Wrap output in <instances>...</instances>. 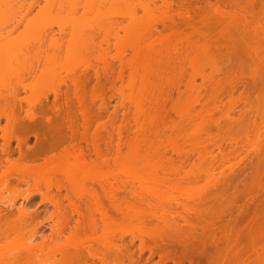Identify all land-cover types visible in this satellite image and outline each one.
<instances>
[{
    "label": "rangeland",
    "instance_id": "rangeland-1",
    "mask_svg": "<svg viewBox=\"0 0 264 264\" xmlns=\"http://www.w3.org/2000/svg\"><path fill=\"white\" fill-rule=\"evenodd\" d=\"M161 1L162 0H0L1 112L3 109L2 100H6V102L9 100V102H11V100L13 101L14 99L16 102V100L21 99L23 110L27 111L32 108V112L37 115H39V109L44 106L51 109L52 105L53 108V104H56L54 102L57 100V105H60V108L58 107L60 109L59 114L64 116L67 115L74 123L71 130L74 131L76 139L72 143L79 142L80 145L84 147L85 142L80 141L79 139L82 133L86 134V137L90 142V138L95 132H99L100 134V146L102 149H105V146L108 143V133H113L114 142L112 141V145H115L119 141H121L122 144L129 141L133 136V131H129V129L133 127L134 108L123 101V95L127 96L128 94L130 97L133 94L137 95V87L140 84L142 85L144 80V71L142 68L144 56L142 53H139V56L134 61L135 72H132L129 68L131 60L135 58L134 50L140 49L141 51H144V44L148 42L147 40L153 42L152 47L156 56L160 53H165L167 50L171 51V53H176L175 50L183 51L185 49V43L182 40L183 36L171 37L169 31L165 28L168 25V20L171 18L172 12L165 11V9L161 7ZM211 3H214V0H211ZM242 14L244 15V20H239L240 23L238 27L240 29H246L249 34L253 33V36L251 35V37H253L254 43L257 42L256 46L259 49L258 51L264 52V0H258L251 9H248L245 14ZM174 20L177 22L175 17ZM150 27L153 28L151 29ZM149 31L151 32V35H148ZM189 32L190 30H186L184 34ZM46 34L48 36H45ZM48 37H53V39L50 40ZM40 38L45 39L41 40L43 42L39 43L38 40H40ZM103 39L106 41L101 44L100 41H103ZM93 44L94 46L95 44H99L101 48L96 47V49L95 47H91ZM195 47L196 48H192V51L189 49L188 53H190L185 55L186 58L188 56L187 60L183 57V59L186 60V62L184 60L182 61L185 62L182 63L183 66H181V62L177 65L180 58L182 60V57L178 56L179 60L176 58V65L179 68L183 67L185 70V74L181 80L182 82L180 81L179 84H182L179 87V90L183 94H181L182 96L179 101H175L177 100V94L174 90L175 86H172L174 84L173 82H175L174 79L172 80L173 82H171V76L173 74L171 76L165 74L161 76V78H158L159 83L161 80V86L158 85L155 93L158 100L157 103H160L161 100L170 95V99L167 97L168 100L166 101L165 109L168 112V116L171 117V121L175 120L177 122L176 119L180 121L178 116L181 114L179 112H184V108H187L188 111L186 112L185 110L187 115L185 112L182 114L186 115L184 118L191 117V115L193 116L195 112L199 111V105H192L190 99L189 102L193 108L187 107V104L190 105V103H187L188 101L186 97H189L193 93V91H189L190 89L188 90V87L186 86L188 79L195 75V78L192 79L194 80L193 88H196L201 83L200 75L206 77L208 75L209 77H207V79L210 78V75H212L214 70V64L219 63L220 70L223 68L222 63L215 61L212 54L209 52H207L208 56L204 54L206 49L201 47L200 44ZM91 54L93 55L91 56ZM99 55L102 57L104 56L105 62L108 66V75L111 77L108 78L109 83L107 84V91L104 93L103 102L98 99L95 101L88 100V116L91 121L86 128V131H84L83 119L80 113L81 108L78 107L76 100L72 96V86L70 85V81L67 80L69 79L67 76L71 77L72 74L75 73L77 75L85 74L87 71L85 67L88 65L87 73L93 78V72L96 69L95 65L101 67V63L103 62L102 64L106 67L105 62L103 61L104 59H102L101 63H99L100 61L97 62L96 59ZM214 61L216 63H214ZM90 63L94 66L91 67ZM160 64L161 62L156 63L158 69L161 68ZM89 66L91 68L90 70ZM84 69H86V71ZM244 71V73L248 72L247 69H244ZM92 80L95 82L94 78ZM202 82V85L204 82L207 83L206 80H202ZM207 85L208 84H205L206 88L208 87ZM183 86L187 87V91ZM238 88V92L235 91L232 98H236L239 90H242ZM52 89H54L53 92L51 91ZM55 92L56 95H54ZM199 92L204 91L200 90ZM194 93L191 97L194 96ZM140 94L142 95L143 92H140ZM57 95L58 98L54 99ZM224 98L223 101L226 107L227 100ZM23 100L25 101L23 102ZM26 101L33 105L29 104V108L26 105ZM64 102L67 103V106H64ZM242 105H237L239 108L236 106V110L240 109L239 111H241L242 108L244 116V107H241ZM172 106H174V111L170 112ZM223 109L224 108H222V110ZM175 111L179 114L178 116L176 115V117L173 115ZM169 112L171 116L169 115ZM242 112L240 119H243ZM234 113L235 112L233 111V113L230 114H232L233 117L235 116L239 118V116L236 113L234 115ZM22 114L23 113H21V115ZM221 116L222 114L219 116V113H214L212 116L204 114L193 116L191 121L186 124V127L183 128L182 126V128L180 127L177 129L178 131H173L172 133L163 131L160 126L161 124L157 122L158 129L155 130L156 132H152L151 139L157 147V157L159 160L157 162L156 160L153 161L152 165L148 166V171L151 173L152 178L155 177V179H160L162 178L163 169L166 170L168 167L177 169L176 172L172 171L174 173L169 175L166 174L167 178L169 176V179L171 180V182L169 180L167 183L171 186L165 184L157 186V190L159 191V199L157 198L158 201L161 203L167 197L169 198L171 196H177L179 198L181 195H178L179 189H181L180 192L184 190L185 192L192 194L203 191L205 194L198 203L201 208L205 209L206 214L204 213V215L200 217L191 215L186 216L183 214L184 218H186L190 224L194 225L193 227L186 225L181 218H178L177 224L173 225L175 227L174 231L172 230L173 232H171L170 229H165L167 233L174 234L173 237L168 238L163 236L165 237L162 238L163 242H160L161 240H159V238L158 240L154 239L155 242H152L155 243V245H167L165 246L166 248L168 247L167 253L165 249L162 250L164 245H161L163 248L160 249L165 251V254L161 251L160 253L154 251L155 253L153 252L154 254L150 255L151 253L146 251L147 249L141 252L139 248L140 243L138 239L135 238L136 231H134V225L137 221H131V224L128 222L132 228L130 229L127 227V230L129 229L128 234L126 233L123 236L118 234V238L121 239H118V241H120L119 243L122 241L126 246L129 256H132H130L133 260L132 264H134V261L136 264H190L191 260H194L196 257H198L200 261L203 259L201 263L199 262L200 264H229L237 258H239V261L240 258H243L242 262L247 260V264H260V262L258 263V259L261 258L263 262L264 250L261 251L258 248L255 252V250L251 251L252 249L248 250V247L246 249L243 248V250H247V255L245 257L244 254L246 253H244L238 245L240 244V247H244L243 245L248 243L244 240V237L247 236L248 231H251L249 230L250 227L252 228L253 226L259 225H255L258 219L261 221V225L264 226V210L261 211V208L264 206V191H259V188L256 187V183H252L251 181H253V179L250 178L253 177V170L260 156V152L264 150H262L260 144L255 143L258 141V135H260L259 138L262 136V139H264V128H261V123H264V115L262 118H260L261 116L259 117L261 120L258 117H254L258 118L257 120L255 119L257 121L255 123L258 127L254 125L257 129L255 128L254 130L253 128L254 131L251 130L253 132L250 131V133L248 130L251 129V121L254 119L252 118L251 121H248L250 120L249 118L251 115L250 117L249 115L248 117L246 115L247 119L244 116L246 123L248 124V122H250L248 124L249 128L248 126L246 128H248L247 134L249 139L251 142H254L251 146H248L244 139L243 131L246 129L244 126L247 125L245 120L243 119V122L237 118L238 120L236 123L239 121V124H237L238 129H234L235 127L233 125L234 128L232 127V130L230 129L228 131V129L226 130L228 120L221 118ZM230 117L232 118V116ZM5 122L6 121L3 118H0V137L2 135L1 131L3 127L6 126H3L6 124ZM216 125L222 126L221 129L225 127V129L223 128L225 132L223 129H219L220 131L217 132ZM67 126L68 125L65 123L63 125L61 124V126L59 125L57 128L64 131L65 136L70 138L71 133ZM118 130L121 132L120 139L116 135ZM235 130H242V133L237 134ZM209 135L212 136V141L217 139L221 140L220 148L212 145V141H209L208 139ZM169 137L177 145L176 148L178 151H175L172 145L168 144L167 140ZM173 138H176L177 140L175 139L174 141ZM43 139L42 136H39L38 140L41 142ZM233 139L234 141L238 139L239 144L235 145L232 141ZM34 144L35 139L33 136H30L28 146L33 147ZM258 145H260V151L256 149L258 148ZM13 146H15V142H12V147ZM126 152L127 149L123 146L121 153L124 155ZM62 165V171L68 172L70 170L69 172H71L70 167H66L67 164H61L60 167L55 165V170L50 169L49 172L47 170V174L50 175V177L53 174L51 180H55L58 177V180H63L65 178L63 177L64 175L61 174L62 171L56 173V170L57 172H59V169L61 170ZM231 167L232 170H230ZM22 168L24 167L18 165L14 168V171L10 172H12L14 176V173L19 174ZM172 168H170V170H173ZM111 169L113 170L115 168ZM112 170L103 167V169L100 170L99 168H95L88 173L93 177L97 175H104L105 177L106 173L109 174L108 172ZM116 170H118L117 167L113 171L117 172ZM42 172L45 173L44 171ZM43 173L41 175L40 172V174L38 173L37 175H41L39 178L43 180L47 179V177L45 178L47 174L44 175ZM37 175H33V177H37ZM209 175L212 179L217 180L215 183H218V185L214 184V188L212 186L213 184L211 185L209 183V181L212 180ZM9 179L10 177L8 180ZM1 181L0 202H7L13 198L16 199L18 194L14 193L13 186L5 185ZM44 181H40L43 182L40 185V189H43ZM9 183L10 182H8V184ZM29 183L32 184L33 182L30 180ZM251 183L252 185H250ZM31 184L27 185L24 189L30 188ZM136 184L137 183L134 182L135 186ZM223 184V188H225L227 193L225 192L224 195L219 194L222 196L219 197L217 193L222 191L221 185L223 186ZM215 185L218 186L217 189L215 188ZM175 186L178 190L175 189ZM246 188L250 195L244 197V194H249L247 193L248 191L245 193ZM250 188H252L251 191L249 190ZM31 190L34 191L32 186ZM223 192L224 191L220 193ZM215 193L218 197L215 196ZM26 197L29 196L25 195L22 199L21 197H18L15 206L19 207L21 203H24L25 208L30 212H34L37 219L35 218V220H33V223H31L32 225L29 224L26 227L23 226L21 232L19 230V235H16L17 237H10L8 240L6 238V241H2L0 244V264H4V261H8V257L9 260L16 259V264H34L28 263L26 260L24 261L25 257L21 258V254H19L25 250L23 247L27 244L30 245L28 247H35V244L37 243L35 248V253L37 255L33 253L35 254V258L37 256V258L40 257L41 260L46 259V261H49L47 259H50L51 257H55V259L58 257L59 259L61 256L59 253L62 248L59 252L58 250H56L57 253L54 252V247L58 245V243H56L58 241L54 242V244L56 243L55 245L50 242L49 247V245L46 246V240L42 239H48L50 232L48 225L50 222L47 221V218L53 212V208L49 204H43L40 206L39 195H33L31 201H25ZM180 197L179 200L181 201L186 199L185 196H183L185 199L182 198V196ZM229 197L231 199H229ZM178 198L173 202H176ZM172 199L169 200L172 202ZM129 201H131L135 207H139L145 211L144 219H142L144 220L142 221L145 224L144 226L152 227L154 224H157V221L147 214L151 206L148 207L147 205H141L137 200L129 199ZM154 201H151V203L155 204ZM173 205H175V203ZM174 207L177 208V212H181L180 207H176V205L173 206V208ZM218 210L221 211L219 216H210V214L214 216V213ZM252 213H254L255 216H253ZM259 216H261V218L263 217L262 220ZM40 222H42L44 226H39ZM120 224L125 227V224L127 223L123 225V222L121 221ZM254 228L256 227H253L252 229L254 230ZM34 230L36 231V235L33 234ZM12 234L15 235L14 233ZM99 234L97 235L99 236ZM235 234H237L239 238L237 237V241L235 239L236 242L234 244H236V246H233L234 244L230 242V239ZM13 235L10 234V236ZM4 238L1 239L4 240ZM248 239L249 238H247V240ZM61 240H64V238ZM76 240L78 239H75V241ZM69 242L67 244H70ZM152 242L150 244H152ZM243 242L244 244H241ZM253 242L252 244L254 245L257 241ZM61 243L64 245L63 241H61ZM258 243H260L257 244L259 247L263 246L264 248V238L259 239ZM21 247L23 251L20 250L19 252L18 249H21ZM158 247L156 248L158 249ZM37 248L40 249V251L43 249V251H39L40 254H38L36 252L38 251ZM215 252H218L219 255L216 259H213L212 257L215 258ZM161 253L164 255L162 254L163 256L160 257ZM36 263L38 262L36 261Z\"/></svg>",
    "mask_w": 264,
    "mask_h": 264
},
{
    "label": "bare ground",
    "instance_id": "bare-ground-1",
    "mask_svg": "<svg viewBox=\"0 0 264 264\" xmlns=\"http://www.w3.org/2000/svg\"><path fill=\"white\" fill-rule=\"evenodd\" d=\"M194 1H161V7H163L167 12H172L171 18L168 20V25L165 28H167L171 37L181 35L183 36L182 40L185 43V49L183 51L175 50L176 53H171V51L167 50L165 53H160L156 56L152 47L153 42L150 40H147L148 42L144 44V51H141L140 49L134 50L135 58L131 60L129 68L132 70V72H135L134 61L139 56V53H142L144 56L142 64V68L144 71V80L142 85L140 84L137 87V95L133 94L134 96L132 95L131 97L128 96V94L127 96L123 95V101L134 108L133 127L129 129V131H133L132 133L134 137L132 136V138L126 143L122 144V142L119 141L115 145H112L114 142L112 135L113 133H108V143L106 144L105 149H102L100 146L99 132H95V134L90 138V142L88 141L86 134L82 133L81 137L79 138L80 141L85 142V146L82 147L79 142L72 143L76 139L74 131L71 130V127L74 123L67 115L64 116L59 114L60 105H57V100H55L54 103L56 104H53V108L51 105V109H49L47 106L40 108L38 113L39 115L32 112V108L27 111L23 110V103L21 99L16 100V102L14 99L13 101L11 100V102H9V100L7 102L6 100H2L3 109L2 112L0 110V118H3L6 121V124L3 125L6 126L3 127L1 131L2 135L0 137V181L2 180L1 182L5 185L13 186L14 193L18 195L16 196V199L13 198L7 201L8 203L5 201L0 202V244L2 243V241H6V238L8 240V238L10 237H15L17 234L19 235V230L21 232V228H23V226L26 227L29 224L32 225L31 223H33V220H35V218L37 219L36 214L27 210V208H25L24 206V203H21L19 207L15 206L17 198L21 197L22 199L25 195L29 196L25 198V201H31L33 199V195H39L40 206L43 204H49L53 208V212L47 218V221L50 222L48 225V228L50 230L48 239H42L46 240V242H44L46 243V246L49 245V247L50 242L51 244H54V242L58 241L56 243H58L59 247L58 245L54 247L55 253H57L56 250H58L59 252V250L62 248V250H60L61 252L59 253V255H61L59 259L58 257V260L55 259V257H51L50 259H47L50 262L46 261V259L41 260L40 257L37 258V256L35 258V248L37 243L35 244V247H28L30 246L29 244L25 245L26 248L22 246L25 249L24 251L22 250V247L21 249L19 248V252L20 250L23 251L25 253V256L23 252L16 253L21 254V258L25 257V259L23 258L24 261L26 260L28 263L34 264H41L44 261L46 263L48 262L47 264H125V262L126 264H132V256H129V252L126 249V246L124 245V243H122V241L121 243H119L120 241H118V239L121 240L120 238H118V234H121L123 236L126 233H129V229L127 230V227L130 229L132 228L130 225L131 221H137L134 225V231H136L135 238H137L140 243L139 248L141 252L147 249L146 251L150 252V255H153L155 252L160 253V251L165 254V251L166 253L168 251V247H165L167 245L161 244L162 246L164 245V248L161 247V245L156 244V246L155 243L152 242L154 241V239L158 240L159 238V240H161L160 242H163L162 238L173 237L174 234L167 233L165 229H170L171 232H173L175 229L173 225L177 224L178 218H181V220L186 225L193 227L194 225L190 224L189 221L184 218L183 214L186 216L191 215L197 217L204 215V213L206 214L205 209L201 208L198 203L205 194L203 191L192 194L185 192L182 189L183 191L180 192L181 189L178 190L175 186V189L178 190V195L181 194L180 196H182V198L184 199L186 197L185 200L181 201L179 200V198L181 197L179 196L178 198L176 196L179 202L178 200L176 202H173L177 198L171 196L169 198L167 197L168 199L166 198L161 203L158 201L159 191L157 190V186H161L164 184L168 185L167 182L170 179L169 176L167 178L166 174L169 175L171 173H174L172 171L176 172L177 169L170 167L173 169L170 170V168L168 167L166 170L163 169L162 178H152L151 173L148 171V166H151L153 161L156 160L157 162L159 160L157 157V147L151 139L152 132H156L155 130L158 129L157 122L161 124L160 126L163 131L170 133H172L173 131H178V128H182V126L183 128L186 127V124L191 121L193 116H199L202 114L207 116H212V114L214 113H219V116L222 114L221 118H225L226 120H228V124H226V126L228 125L226 127V130L228 129V131L233 127V125L235 127H233L234 129H238L237 124H239V121L238 123H236V121L238 119L243 121L244 116L246 118V115L247 117L248 115L249 117L251 115V117L249 118L250 120L248 121H251L252 118L254 120H257L260 116V118H262L264 115V52L258 51L259 49L256 46L257 42L255 41L256 43H254L253 37H251V35L253 36V33L249 34L246 29H240L238 27L240 23L239 20H244V15L242 13L245 14L246 11L248 9H251L258 0H214V3H211V0ZM174 17L177 22H175ZM186 30H190V32L184 34ZM150 31L148 35H151ZM45 36L48 35L46 34ZM45 38H40V40H38L39 43L43 42L41 40H44ZM48 38L50 40L53 39V37ZM105 41L106 40L103 39V41L100 42L102 44ZM199 44L201 45V47L206 49V52L204 54L206 56H208L207 52L212 54L215 61L222 63L223 68L222 70H220V66L218 65L219 63H216L214 61V63L216 64H214V70L212 69V75L209 74L210 78L207 79V77H209L208 75L207 77L200 75L201 83L197 86L198 88L200 87L199 89L197 87L193 88L194 80L192 78H195V75L194 77L191 76L188 79L186 86L188 87V90L190 89L189 91H193V93H195L193 97H191L193 93L191 95L189 93L190 96L188 95L189 97H186L188 101L187 103L191 102L194 106L199 105V111L195 112L193 116L191 115V117L189 116L185 118L184 116H186V112H188L187 108H184V112L186 110V115H182L184 113L183 111L179 112L182 116L179 115L177 111H175L173 115H175V117L176 115H179L178 118L180 119V121H178V119H176L177 122L175 120L171 121V117L168 116V112L165 109V104L168 100L167 97L169 98L170 95L161 100L160 103H157L158 100L155 93L158 85L161 86V80L159 83L158 78H161V76L165 74L169 76L173 74V77L171 76V82H173V79L175 82H173L174 84H171H173V87L175 86L174 90L177 94V100L175 101H179V99L183 95L179 90V87L182 84H179L185 74V70L183 69V67L179 68L177 65H179L180 62L181 64L185 63L188 58V56L186 58L185 55L190 53H188L189 49L190 51H192V48H196L195 46ZM98 45L99 44H95L94 46L93 44L91 47L101 48L100 45ZM92 55L93 54H91V56ZM99 56L96 60L97 62L100 61L99 63H101L102 59H104V56ZM178 56L182 57V60L180 58V61H178L177 63L176 58H178L179 60ZM183 57L186 58V60L183 59ZM183 60L185 62H182ZM103 61L105 62V59ZM157 62H161L160 69H158L156 66ZM102 63L101 67L95 65L96 69L93 72V78L95 82L92 80V76L87 73L88 65L85 67L87 71L86 69H84L86 71L85 74L83 73L82 75H77L75 73L72 74L73 77L67 76V78H69L70 80L66 78L68 81H70V85L72 86V96L76 100L78 107L81 108L80 113L83 119L84 131H86V128L91 121L90 117L88 116L89 111L87 107L89 104L87 103L89 101H95L96 99L103 102L104 93L105 91H107V84L109 83L108 78L111 77L108 75V66L106 62V67ZM90 64L91 67L94 66L92 63ZM181 66H183V64ZM90 69L91 68L89 66V70ZM244 69H247L248 72L244 73ZM204 79L207 81V83L204 82L203 87L202 80L205 81ZM92 81L94 84L92 83ZM205 84H208L207 88L205 87ZM184 86L183 88H185V90L187 91V87ZM237 88L242 90H239L236 98H232L234 92H238ZM53 90L54 89H52L51 91L53 92ZM200 90L204 92H199ZM140 92H143V94L141 95ZM54 95H56V92ZM57 98L58 95L57 97H54V99ZM223 98L227 100L226 107ZM24 101L25 100H23V102ZM26 103L29 108L30 105H33L28 101H26ZM191 103L190 105L187 104L188 108H193ZM240 104H243L241 107H244V116L242 108L241 111H239L240 109L236 110V106H240ZM64 106H67L66 102H64ZM173 107L174 106H172V109L170 108V112L174 111ZM222 108L224 109L222 110ZM52 109L55 110L53 111ZM233 111L235 113L238 111L236 114L239 116V118L235 116L234 118L233 115L230 114L233 113ZM241 112L243 119H240ZM21 113L23 114L21 115ZM230 116H232V118ZM254 120L251 121L252 126L251 129L248 130L249 133L251 130H253V128L255 130V128L257 129L258 127L255 123L257 121ZM65 123L70 129V138H67V136H65L64 131H61L57 128L59 125L61 126V124L63 125ZM249 123L250 122H248V124ZM248 124L246 126H243L245 128L248 126L249 128ZM254 125H256L257 127ZM261 126V128L263 129L264 123H261ZM221 127L222 126L220 125H216L217 132L222 130L223 128L225 129V127H223L222 129ZM248 128L243 131L245 137L244 139L246 144L248 146H251L254 142H251L248 137ZM224 129L223 131L225 132ZM235 131L237 132V134L242 133L240 130ZM120 133V130H118L116 133L119 139L121 138ZM30 136H33V138L35 139V144L33 147L28 146ZM39 136H42L44 138L43 141L39 142ZM259 136L260 135H258L257 137L258 141L255 143L260 144L263 150L264 139H262V136L261 138H259ZM208 139L209 141H212V136L209 135ZM220 141L221 140L218 139L214 140L212 141V145L220 148ZM232 141L235 145L239 144L238 139H236V141H234L233 139ZM12 142H15V146L13 147ZM167 142L168 144L172 145L175 151H178V149L176 148L177 145L175 144V142H173L172 139H170V137ZM260 145H258L259 149L256 148L258 151H260ZM123 146H125L127 149V152L124 155L121 153V149ZM61 164H67L66 167H70L71 172H69L70 170L68 172L62 171V165L61 170L59 169V172H57L56 170V173H60V171H62L61 174L64 175L63 177L65 178L63 180H58V177L55 180H51L53 174L50 177V175H48L47 173L50 169L55 170V165L57 167H60ZM18 165H21L24 168L21 169V172L19 174L14 173V177L13 173L10 171H14V168ZM103 167L105 169L108 168L109 170H112L111 168L116 169L117 167L118 170H116L117 172H115L113 171L115 169H113V173L112 171H109V174L106 173L105 177L104 175H97L93 177L88 173L95 168H99L100 170L103 169ZM230 170H232V167ZM42 171H44L45 173H43ZM40 172L41 175L42 173L44 175L47 174V176H45V178L47 177V179H44L45 181L39 178L41 175H37L38 173L40 174ZM33 175H37V177H33ZM252 176L253 177L250 178L253 179L254 182H251L254 184L256 183V187L259 188V191H264V150L260 152V156L256 162ZM9 177L10 179L8 180ZM210 178L212 179V177ZM39 179L40 181H44V187L42 186L43 189L45 188L44 190L40 189V185L43 182H40ZM30 180L33 182L32 184L29 183ZM215 181L217 182V180L214 179L209 181L211 185L213 184V188L214 184L218 185V183H215ZM8 182L10 183L8 184ZM134 182L137 183L136 186L134 185ZM252 183L250 185H252ZM29 184H31L34 191L31 190V186L28 189H24ZM217 185H215L216 189L218 188ZM221 187L222 191L224 192L220 193L222 192L220 191L219 193H217L219 197H222L221 195H224L226 192L225 188H223L224 184L223 186L221 185ZM251 189L252 188H250L249 190L251 191ZM247 191L248 190L246 188L245 193ZM247 193H249V191ZM217 194L215 196H217ZM244 195V197H246L249 196L250 193ZM129 199L137 200L141 205H147L148 207L151 206L147 214L151 218L153 217L155 221H157V224H154L152 227L144 226L145 224L144 222H142L144 220L142 219H144L145 211L139 207H135L131 203V201H129ZM169 199H172V202ZM229 199L231 198L229 197ZM151 201H154L155 204L151 203ZM159 203L164 204L160 205ZM172 203H175L176 207H180L181 212H177V208H173V206L175 205H173ZM263 210L264 206L261 208V211ZM220 212L221 211L218 210L214 213V216L212 214H210V216H219ZM252 214L253 216H255L254 213ZM259 217L261 218V216ZM120 220L123 222V225L127 223L125 224V227L120 224ZM258 221L259 219L257 220V223H255V225H259L253 226L256 227L254 228V230L252 229L253 227H250L251 229L249 228V230L251 231H248L247 236L244 237V240L248 243H246L245 241L244 242L246 243V245L244 244V242L241 243L244 244V247H240V244H237L240 249L243 250V248L246 249L248 247V250L252 249L251 251L255 250V252L258 248L261 251L264 250L263 246L259 247V245H257L260 244L258 243L259 239L264 238V226L261 225V221ZM128 222L130 224H128ZM39 226L44 225L42 222H40ZM146 227H148L149 229ZM255 229L259 230L256 231ZM35 232L36 231L34 230V235H36ZM12 233H14L15 235H13ZM249 233L257 234H253V236ZM10 234L13 236H10ZM97 234H99V236ZM235 235L230 239V242H232L233 244L239 238L237 234ZM1 238H4V240H2ZM63 238L65 241L61 240ZM247 238L249 239L247 240ZM75 239H78L76 240L77 242L75 241ZM253 240L254 242L257 241L254 245L252 244ZM61 241L64 242V245L61 243ZM68 242L70 244H67ZM151 242L152 244H150ZM233 246H236V244H234ZM156 247H158V249ZM160 249H165V251H162ZM39 251L40 249H38V251L36 252L40 254ZM41 251H43V249ZM243 251L244 253H246H243L246 257L247 250ZM163 253L160 254V257L164 255ZM214 254L215 258H212L216 259L219 253L215 252ZM197 258L198 257L194 258V260H191L190 264H200L201 261H203V259L200 261V259L198 258V260ZM238 259L239 258L229 264H245V262L247 261L244 260L243 263V258H240V261ZM35 260L38 263H36ZM258 260V263L260 262V264H264V258L263 262L262 258ZM15 261L16 259L9 260L8 257V261H6L7 263L4 261V264H16ZM134 264H136L135 261Z\"/></svg>",
    "mask_w": 264,
    "mask_h": 264
}]
</instances>
